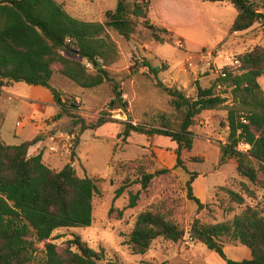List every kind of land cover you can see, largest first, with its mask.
I'll list each match as a JSON object with an SVG mask.
<instances>
[{"label": "trees", "instance_id": "obj_1", "mask_svg": "<svg viewBox=\"0 0 264 264\" xmlns=\"http://www.w3.org/2000/svg\"><path fill=\"white\" fill-rule=\"evenodd\" d=\"M204 1L227 2L237 10L231 34L249 30L256 24L264 27V0ZM190 2L193 4V0ZM152 4L153 0H139L135 5H131L129 0H118L116 9L107 10L106 20L100 22L72 16L57 0H0V98L5 87L25 82L49 88L59 107L55 121L68 116L74 125H80L81 135L87 129H98L108 122H115L106 118L104 113L92 123H87L82 116L73 115L69 110L79 105L74 100L65 99L63 91L53 86L52 78L58 73L85 89L97 88L108 82L115 95L112 109L127 110L121 86L107 69L120 57L118 44L110 30L131 40L139 28L133 14L137 15V9L142 8L150 41L157 44L172 42L173 35L166 24L176 25L162 20L160 16L159 22L152 23L155 18L151 16ZM238 59L241 62L238 70L225 69L226 76L219 75L212 86L203 87L197 81L195 96H187L177 88H165L177 113L175 125L167 122L164 128H156L127 120L121 122L119 138L128 142L133 133L149 137L167 135L177 143L176 166L185 168L182 155L194 147L192 128L197 117L205 111L223 108L227 114L222 126L228 128L229 136L227 142L221 145L220 164L232 162L239 175L253 184L262 182L264 90L259 79L264 76V45L257 44L240 53ZM88 62L93 68L88 67ZM145 65L156 76L163 70V66H153L149 62ZM218 85L225 89L224 93L230 92V103L228 97L217 92ZM4 120L5 116L1 115L0 264H100L104 251L93 249L80 236H74L65 246H60L54 237L60 229L92 225L97 180L80 176L73 165L74 159L58 169L43 160V151L30 154L31 146L43 139V134L20 144L6 143L1 134ZM79 144L78 137L74 147ZM242 144L250 147L241 150ZM131 163L122 170L130 168ZM190 174L188 197L202 209L205 205L194 195L191 185L199 173ZM152 178L151 173H141L139 182L143 190L148 189ZM128 186L123 183L116 190V196H120ZM228 192L236 202L243 204L241 194L232 190ZM249 194L252 192L249 191ZM139 197L140 192L131 193V207L137 205ZM113 210L112 207L110 213ZM191 231L194 238L218 253L226 264H264V205L260 203L248 204L231 221L205 224L196 219ZM184 234V229L169 215L165 206L156 204L138 214L126 242L134 253L144 254L157 238L179 242ZM225 238L246 246L251 258H229L224 249ZM159 264L174 263L163 261Z\"/></svg>", "mask_w": 264, "mask_h": 264}, {"label": "rangeland", "instance_id": "obj_2", "mask_svg": "<svg viewBox=\"0 0 264 264\" xmlns=\"http://www.w3.org/2000/svg\"><path fill=\"white\" fill-rule=\"evenodd\" d=\"M137 1L129 0V3L135 5ZM155 1L160 7V18L177 26L172 42L157 44L150 41L145 28L147 20L143 18L145 11L141 16L133 14L139 28L131 40L110 30L118 44L120 57L107 69L121 86L127 110L112 109L115 95L108 82L97 88L85 89L58 73L52 79L53 86L63 91L65 99L74 100L79 105L69 110L73 115L82 116L87 123H92L104 113L106 118L115 122H108L98 129H87L81 135L80 125H74L68 116L60 121H55V114L48 118L55 104L49 88L16 82L4 88L8 94H4L0 102V116L5 115L2 137L8 144H20L32 138L39 126L51 120L57 122L50 130L51 135L58 131L79 134L78 150L74 147L67 160L74 159L73 165L80 176L97 180L94 220L89 227L56 231L55 241L60 246H65L68 240L78 235L93 249L104 251L100 264H159L163 261L174 264H226L218 253L193 237V222L196 219L205 224L231 221L248 204L264 205V180L253 184L238 174L234 163L222 165L219 162L221 145L227 142L229 136L228 128L222 126L227 111L223 108L209 110L197 117L192 128L194 147L182 155L185 168L176 166L177 143L171 137L133 133L128 142H124L118 134L122 129L121 122L127 120L156 128H164L167 122L175 125L177 113L165 88H177L187 96H195L197 81L203 87L212 86L217 82L219 69H233L230 63L240 53L257 44L264 45V27L256 24L242 34H231L238 12L227 2L193 0L192 4L190 0ZM187 21L192 22L191 25H186ZM179 38L185 40L183 47L177 45ZM202 49L214 50L213 71L203 63H199V68L187 63L189 53ZM145 62L163 66V70L156 76ZM259 82L264 90V76ZM224 91V88H217V92L228 97L230 103L231 94ZM249 147L248 144L240 145L241 150ZM73 152L75 156L72 157ZM58 157L62 159H57L54 167L62 169L67 160L64 156ZM129 162H133L130 168L122 170ZM142 172L153 174L146 190L139 182ZM191 172L199 173L191 185L194 195L205 205L202 209L188 197ZM123 183L129 186L116 196V190ZM229 190L241 194L243 204L236 202ZM137 192H140L137 205L131 207V193ZM156 204L165 206L169 215L184 229V237L179 242L159 237L146 253L136 254L126 242L128 235L135 226L138 214ZM112 207L114 210L110 213ZM223 240L225 251L236 250L243 258L240 244L228 238Z\"/></svg>", "mask_w": 264, "mask_h": 264}, {"label": "crops", "instance_id": "obj_3", "mask_svg": "<svg viewBox=\"0 0 264 264\" xmlns=\"http://www.w3.org/2000/svg\"><path fill=\"white\" fill-rule=\"evenodd\" d=\"M57 1L62 3L64 5V7L66 8V10L72 16H74L78 19L85 20V21H100V22H104L106 20L105 13L107 10H114V9H116V7L118 5V0H57ZM158 9H160L159 5L157 4V2L155 0H153L152 9H151V16L155 17V18L152 19V23L159 22V20H158V17H159ZM166 26L168 27V29L170 30V32L172 34H174L176 32L177 26L169 25V24H166ZM244 32H246V31L237 32V33L242 34ZM178 40H182L185 43V40L183 38H179ZM64 92H65V90H64ZM4 94H8V93L3 89V93H2V96L0 98V102L2 101ZM57 112H58V106L55 103L54 104V111L52 112L51 115L48 116V118L51 119V116L56 114ZM56 125H57V122L52 121V120L50 122H46V123H44L43 126L38 127L36 134L32 138L28 139V140H31L34 137H36L37 135L43 134L44 138L41 139L39 142H37L35 145L31 146L29 152H30V154L33 155L34 153H38L40 151H43V160L52 167H54L55 161L57 159H62L61 157H58V156L51 154L48 150V146L50 145V140H49V136L51 135L50 130ZM2 139H3V137H2ZM77 150H78V147H77ZM63 156H64L63 157L64 159L66 158L65 160H67L69 157V155H67V154H65ZM69 162H70V160H67L66 164ZM54 168H57V167H54ZM240 246H241V250L243 252L242 253L243 258H241L242 256L239 257L238 252L236 250H232V249L230 250V253L225 251L227 256L233 260H242L244 258H251L250 250L244 245L240 244Z\"/></svg>", "mask_w": 264, "mask_h": 264}, {"label": "built area", "instance_id": "obj_4", "mask_svg": "<svg viewBox=\"0 0 264 264\" xmlns=\"http://www.w3.org/2000/svg\"><path fill=\"white\" fill-rule=\"evenodd\" d=\"M177 45L179 47L184 46V42L182 40H177ZM214 50L212 49H202L200 51H196L193 53L188 54L187 63L189 66L193 67L196 65L199 68V63H203L205 67L208 68V70L213 71L214 67ZM231 66L234 67V71H237L239 66L241 65L240 60L234 59L231 61ZM89 68H93L92 64L89 62L87 63ZM219 75L225 77V67L222 69H219ZM219 88H221V85H218ZM244 122H247L246 120H243ZM20 125V123H19ZM78 138V133L76 132H64V131H58L54 135L49 136L50 145L48 146V150L50 153L58 156H63L65 154L71 155L72 149L74 148V141Z\"/></svg>", "mask_w": 264, "mask_h": 264}, {"label": "water", "instance_id": "obj_5", "mask_svg": "<svg viewBox=\"0 0 264 264\" xmlns=\"http://www.w3.org/2000/svg\"><path fill=\"white\" fill-rule=\"evenodd\" d=\"M137 15H138V16L143 15V9H142V8H138V9H137Z\"/></svg>", "mask_w": 264, "mask_h": 264}]
</instances>
